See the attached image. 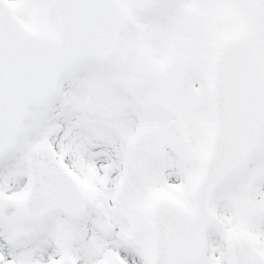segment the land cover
<instances>
[{
  "label": "snow or ice",
  "instance_id": "1",
  "mask_svg": "<svg viewBox=\"0 0 264 264\" xmlns=\"http://www.w3.org/2000/svg\"><path fill=\"white\" fill-rule=\"evenodd\" d=\"M0 264H264V0H0Z\"/></svg>",
  "mask_w": 264,
  "mask_h": 264
}]
</instances>
